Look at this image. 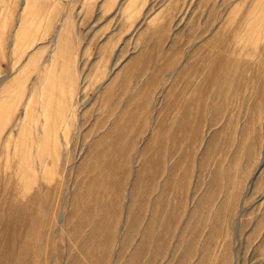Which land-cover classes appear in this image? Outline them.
<instances>
[{
  "label": "rangeland",
  "instance_id": "1",
  "mask_svg": "<svg viewBox=\"0 0 264 264\" xmlns=\"http://www.w3.org/2000/svg\"><path fill=\"white\" fill-rule=\"evenodd\" d=\"M0 264H264V0H0Z\"/></svg>",
  "mask_w": 264,
  "mask_h": 264
},
{
  "label": "bare ground",
  "instance_id": "2",
  "mask_svg": "<svg viewBox=\"0 0 264 264\" xmlns=\"http://www.w3.org/2000/svg\"><path fill=\"white\" fill-rule=\"evenodd\" d=\"M10 220V219H9ZM2 221V220H1ZM18 240V239H17ZM7 241V240H6ZM4 245V244H3ZM2 262V261H1Z\"/></svg>",
  "mask_w": 264,
  "mask_h": 264
}]
</instances>
